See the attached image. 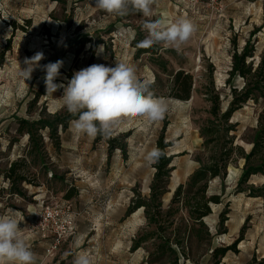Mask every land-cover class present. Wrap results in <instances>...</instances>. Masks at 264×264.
<instances>
[{"label": "rangeland", "instance_id": "374dc122", "mask_svg": "<svg viewBox=\"0 0 264 264\" xmlns=\"http://www.w3.org/2000/svg\"><path fill=\"white\" fill-rule=\"evenodd\" d=\"M179 17L197 25L179 51L158 44L155 54L137 55L135 40L145 39L146 21ZM247 42L252 53L247 62L256 68L264 62V0H156L150 17L136 11L123 17L110 15L97 9L95 0H0V214L16 210L21 236L29 243L42 241L32 232L42 206H69L76 229L58 250L44 255L46 264H73L78 255H87L91 264H214L212 248L230 245L235 248L220 264H252L254 258H263L264 173L240 184L245 161L238 151L226 176L209 183L208 195L220 199L211 203L212 212L204 220L212 236L193 239L187 256L180 253L177 262L154 254L164 233L148 225L144 209L129 212L150 196L155 167L144 156L162 134L173 155L167 190L161 197L164 208L176 188L199 167L196 155L204 151L201 127L210 118L207 93L213 89L220 94L222 112L229 108L232 88L240 90L248 81L229 74L234 52H242ZM99 45H104V51L97 54ZM37 52L44 54L41 66L63 61L55 80L58 85L66 86L76 71L93 64L134 66L137 78L169 102V111L162 121L151 124L139 117L124 119L111 131L117 146L113 150L104 139L75 134L70 122L67 128L59 125L55 133L40 129L32 148L28 135L18 132L20 119H35L41 112L72 115L63 106L64 88L47 94L41 67L28 80L19 75L27 66L25 60ZM178 70L194 78L187 101L175 98L171 91ZM177 101L185 107L176 106ZM261 119L264 94L256 90L229 121L234 126L230 131L234 145L249 152ZM260 161L255 159L256 164ZM12 162H18L19 172L26 177L19 184L24 195L12 193L4 176ZM68 190L75 193L69 199Z\"/></svg>", "mask_w": 264, "mask_h": 264}, {"label": "trees", "instance_id": "16d2710c", "mask_svg": "<svg viewBox=\"0 0 264 264\" xmlns=\"http://www.w3.org/2000/svg\"><path fill=\"white\" fill-rule=\"evenodd\" d=\"M140 42L141 39L138 36L135 40L137 55L156 53V47H140ZM250 56H252V53L249 51V42L246 43L242 52L235 51L233 54L232 67L229 73L230 78L238 74L248 81L240 90L236 87L232 88V99L226 111L222 112L220 94L214 93L213 89L207 93L208 101L211 102L210 118L201 127V135L204 138V151L196 155L199 167L190 174L184 184H180L176 188L167 208H164L161 197L167 190L172 171L173 155H169L167 151L171 143L165 141L163 134L157 140L156 147L161 149L164 155L157 163H154L155 172L150 187V196L148 199L137 202L130 208L129 212L131 213L142 207L148 225L153 226L156 231L164 233L161 235L163 241L156 245L154 250V254L160 257H174L177 262L180 253L187 256V250H189L193 239L201 240L202 236L208 238L212 236L204 220H207L208 215L212 212L211 203H219L220 199L216 195H208L209 183L216 177L226 176L227 167L236 151L245 161L240 184L247 182L253 174L264 173V159L262 156L264 152V119L260 120L249 152H246L239 145H234V136L230 135V131L234 128V126L229 125L233 113L253 98L256 90L264 94V85L261 83L264 80V62H260L254 68L252 63L247 62V57ZM162 70L166 71V66H163ZM193 86V75L184 70L176 71L170 82L173 96L183 101L190 99ZM38 96L29 104L30 110L36 104ZM76 118L73 115L60 117L59 115L41 112L35 119H20L18 121V132L19 134L26 133L29 144L34 148L37 142V132L40 129L48 128L52 133H55L59 125L67 128L69 122ZM96 139L106 140L110 150L117 147L114 144L115 139L112 137V133L109 135L98 134ZM259 157L261 161L256 164L255 159ZM4 176L11 184L12 193L25 194L19 184L26 181V177L19 172L18 162H12L5 170ZM74 194L71 190H68L65 197L69 199ZM223 219L220 221L222 224ZM144 236H146L145 233L142 235V242ZM234 248L235 245L213 247L211 257L214 264H220L228 251ZM252 264H264V257L259 260L254 258Z\"/></svg>", "mask_w": 264, "mask_h": 264}, {"label": "clouds", "instance_id": "9594fccd", "mask_svg": "<svg viewBox=\"0 0 264 264\" xmlns=\"http://www.w3.org/2000/svg\"><path fill=\"white\" fill-rule=\"evenodd\" d=\"M156 0H95V7L110 15L123 17L130 11H136L145 17L152 15V5ZM147 35L140 47L149 48L163 44L165 48L174 47L177 51L197 31V25L187 17L174 21L163 19L148 20L142 25ZM104 45H99L97 54L103 53ZM44 58L37 52L19 75L25 80L31 78L33 71L41 67L47 94H53L58 88H64L61 97L63 106L77 118L70 121V128L77 135L95 138L98 134L109 135L114 126L127 118H142L151 123L160 122L169 111V102L157 97L147 82H141L134 66L117 62L114 67L93 64L76 71L67 85L55 83L60 75L63 61L57 60L41 66ZM176 106L185 107L177 101ZM164 155L157 147L147 151L144 159L151 165ZM17 212L8 209L0 214V264H37L36 254L21 236ZM73 264H91L87 255H78Z\"/></svg>", "mask_w": 264, "mask_h": 264}, {"label": "built area", "instance_id": "2783aa9c", "mask_svg": "<svg viewBox=\"0 0 264 264\" xmlns=\"http://www.w3.org/2000/svg\"><path fill=\"white\" fill-rule=\"evenodd\" d=\"M69 210V206L63 209L56 205H44L37 216L39 222L32 225V232L34 231L35 235L37 234L42 240H51L47 248L48 255L58 250L64 240L73 233L75 219Z\"/></svg>", "mask_w": 264, "mask_h": 264}, {"label": "crops", "instance_id": "0c3cea01", "mask_svg": "<svg viewBox=\"0 0 264 264\" xmlns=\"http://www.w3.org/2000/svg\"><path fill=\"white\" fill-rule=\"evenodd\" d=\"M25 192V191H24ZM76 229L74 227L73 231ZM51 240H38L37 242H29L28 244L31 247V250L36 254L37 257V264H46V258L44 255L48 256L47 248L50 245Z\"/></svg>", "mask_w": 264, "mask_h": 264}]
</instances>
